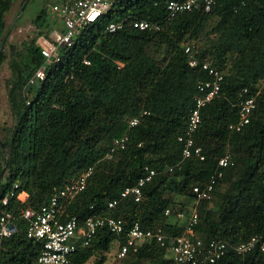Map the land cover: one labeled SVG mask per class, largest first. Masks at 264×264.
Segmentation results:
<instances>
[{"label":"trees","instance_id":"obj_1","mask_svg":"<svg viewBox=\"0 0 264 264\" xmlns=\"http://www.w3.org/2000/svg\"><path fill=\"white\" fill-rule=\"evenodd\" d=\"M15 1L0 0V47ZM40 1L30 0L34 34L4 43L0 51V67L6 62L10 70L0 101L6 115L0 112V217L8 210L16 225L10 237H0V245L6 246L0 250V264H36L42 242L28 236L22 210L40 207L41 194L50 190V195L90 167L85 189L63 205V219L76 214L85 225L92 214L114 216L124 221L125 229L119 234L100 227L90 244L78 241L70 264H106L135 222L180 235L186 220L177 212L193 209L199 212L193 238L228 244L218 264H264V251H236L253 235L264 234V0H216L209 11L194 8L171 19L170 0H118L85 25L72 46H61L59 58L51 62L41 52L39 37L64 26ZM122 19L124 28L107 30L111 21ZM135 19L159 22L160 28H135ZM189 43L198 46L201 63L218 68L224 80L220 96L202 109L203 122L195 134L205 158H186L180 168L168 171L182 158L178 137L195 106L198 83L210 76L201 65H190ZM40 67L45 77L36 79ZM248 96L256 97L257 106L251 121L234 131L229 126L238 121L239 103ZM134 117L139 122L132 125ZM124 135L125 148L109 157L114 139ZM227 152L232 162L213 191L219 204L198 199L194 186L211 179ZM146 165L159 173L145 184L141 199L130 194L110 208L109 201L135 185ZM16 183L17 193L3 204ZM22 191L28 194L25 199L18 195ZM167 208L172 214H166ZM123 262L178 264L155 239L143 240Z\"/></svg>","mask_w":264,"mask_h":264},{"label":"built area","instance_id":"obj_2","mask_svg":"<svg viewBox=\"0 0 264 264\" xmlns=\"http://www.w3.org/2000/svg\"><path fill=\"white\" fill-rule=\"evenodd\" d=\"M118 0H60L52 6V11L58 16L64 29L54 28L49 35H41L39 44L42 54L48 62L59 58V48L61 46H72L74 39L80 30L87 24L97 21L106 14ZM216 0H170L167 4V18L171 19L177 14L194 8L211 10ZM126 20H114L107 25V30L116 32L124 28ZM132 25L138 29H159L160 23L148 19H135ZM185 51L189 55L191 66H199L209 73V78L201 79L198 83L199 94L195 98V106L192 108L185 131L179 135L178 140L182 143V158L165 168L172 171L180 168L184 159L189 157L205 158L203 146L197 143L195 134L203 122L202 109L212 100L220 96L224 75L215 66L208 62L201 63L199 58V48L196 44L189 43L185 46ZM88 62V60H85ZM45 77L44 67L36 71V79ZM248 91V88H244ZM257 106L255 96H248L239 103V119L230 124V128L239 131L244 125L251 121L252 113ZM139 122V117L131 119V124ZM128 135L117 137L111 144L108 156L111 157L117 150L125 148ZM231 154L227 152L218 160V167L211 179L203 186L196 185L193 192L198 199H212L215 185L220 177L224 175V170L231 163ZM93 173V168L82 172L75 180L65 183L51 192L48 199L40 207H26L22 210V215L29 221L28 236L36 238L42 242L41 251L37 257L36 264H70L73 253L78 248V241L85 245L90 244L100 227H107L113 232H124V221L121 218L107 215L92 214L86 217L85 225L80 224V217L76 214L68 219H63V205L70 198L76 196L78 192L85 189L88 179ZM159 170L146 165L144 174L133 186L125 188L119 198L110 200L108 206L115 208L120 201L129 196L135 195L139 201L143 194V187L151 181ZM19 185L16 183L9 194L2 202L8 204L10 195L16 194ZM20 193H18L19 195ZM166 214H172L171 208L166 209ZM177 217L186 220L185 232L169 236L162 229L144 228L139 222L133 223L125 233V240L121 243L120 249L115 257L117 261L107 264H124L123 260L139 248V244L145 239H155L162 246L169 249L170 256L178 264H205L207 262L219 263L226 255L228 244L221 239H212L205 243L202 239L193 238L195 225L199 222V212L193 209L189 214L184 210H178ZM13 213L3 210L0 217V237H10L16 230L15 223L12 222ZM83 228V229H82ZM170 242V244H168ZM5 245H0V250H5ZM259 249L264 251V234L253 235L249 240L236 246V251L240 254Z\"/></svg>","mask_w":264,"mask_h":264},{"label":"rangeland","instance_id":"obj_3","mask_svg":"<svg viewBox=\"0 0 264 264\" xmlns=\"http://www.w3.org/2000/svg\"><path fill=\"white\" fill-rule=\"evenodd\" d=\"M24 0H16L15 3L13 4L11 10L8 12L6 16V22H7V27H6V35H5V44L10 41H22L23 39L32 36L34 34V29L35 26L32 23V18L35 15V6L31 4L30 0H26L25 3H23ZM60 2V0H41L40 3H44L49 7V13L56 15L54 11H52V6ZM39 3V4H40ZM56 20L59 19L58 16L55 17ZM56 22V21H55ZM59 22V21H58ZM54 28H59L61 29V25L59 24L58 26H55ZM53 28V29H54ZM10 73L9 67L7 63L5 62L1 67H0V101L3 100L4 96V89L3 88V79L8 76ZM5 108H1L0 112L1 114L6 117L4 114ZM50 190H47L43 194H41V203L45 202L48 197H49ZM212 203L215 205L219 204V201L213 200ZM217 212V206L215 209L211 211V215H215ZM111 261H117L115 257H109L106 264Z\"/></svg>","mask_w":264,"mask_h":264},{"label":"crops","instance_id":"obj_4","mask_svg":"<svg viewBox=\"0 0 264 264\" xmlns=\"http://www.w3.org/2000/svg\"><path fill=\"white\" fill-rule=\"evenodd\" d=\"M27 196H28V194H27V192H25V191H22V192H20V194H19V197H20L21 199H25ZM82 229H83V228H82Z\"/></svg>","mask_w":264,"mask_h":264},{"label":"water","instance_id":"obj_5","mask_svg":"<svg viewBox=\"0 0 264 264\" xmlns=\"http://www.w3.org/2000/svg\"><path fill=\"white\" fill-rule=\"evenodd\" d=\"M4 43H5V39H4V41H3V43H2V45H1V47H0V51H1V49H2V47H3V45H4ZM2 146H3V148L5 149V145L2 143ZM1 177H2V174H0V180H1Z\"/></svg>","mask_w":264,"mask_h":264}]
</instances>
